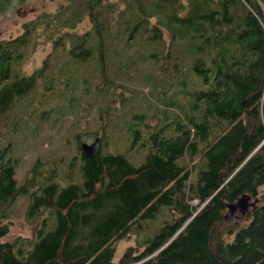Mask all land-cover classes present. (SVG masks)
Instances as JSON below:
<instances>
[{
	"label": "trees",
	"instance_id": "obj_1",
	"mask_svg": "<svg viewBox=\"0 0 264 264\" xmlns=\"http://www.w3.org/2000/svg\"><path fill=\"white\" fill-rule=\"evenodd\" d=\"M66 1L0 38V123L15 117L0 146V264H264V0ZM84 14L91 27L69 33ZM41 24L64 52L26 73ZM93 112L96 128L74 132ZM28 117L50 129L36 149L73 133L62 176L37 156L18 184L12 138ZM86 132L107 147L86 156ZM244 192L259 196L247 221L224 222ZM16 194L41 223L2 239Z\"/></svg>",
	"mask_w": 264,
	"mask_h": 264
},
{
	"label": "rangeland",
	"instance_id": "obj_2",
	"mask_svg": "<svg viewBox=\"0 0 264 264\" xmlns=\"http://www.w3.org/2000/svg\"><path fill=\"white\" fill-rule=\"evenodd\" d=\"M115 1L120 5L123 6L122 0H111ZM68 1L66 0H5L0 3V38H7L13 37L18 35L23 31V23H28L33 21L32 19L36 20L35 18L42 13L49 12L56 10L59 5H64ZM43 15H41L40 20L42 19ZM91 27V22L89 19L88 14H84L72 27H67V31L72 34L82 33L86 31L88 28ZM48 28L45 24H41L39 28H37L36 33L33 32V36L31 37L30 42L32 45L30 46L29 50L23 55V59L20 63V68L22 71L26 73H31L36 67L41 64V60L47 55V53L51 52L50 59L56 61V57L62 56L64 51H57L52 49L53 47V39L56 35V32L48 33ZM69 36H66V41L68 42L65 44L66 49L68 48L69 44ZM65 53L67 51L65 50ZM69 56V55H68ZM50 68V67H49ZM54 68H51L50 71H53ZM118 87L117 89H119ZM148 90V87H144ZM149 97L155 99V95L152 93H148ZM87 99L86 97H84ZM112 98V97H111ZM108 100V99H107ZM111 105V104H110ZM91 113V112H89ZM87 113L86 116L83 117L85 119L79 125H75L74 132H84V130L93 131L96 128L95 122V112L92 114ZM86 117V118H85ZM29 118V117H28ZM25 119V117H24ZM15 121V117H6L5 121L0 123V146L4 144V137L2 134L9 133L10 127L13 125ZM25 122V121H24ZM26 126L23 125L22 129H19L12 138L15 143L17 144L15 153L21 156V161L16 166V178L18 184L24 183L23 179L26 174L29 173V169L33 164V161L38 156L40 157V165L38 166L39 170L42 173L49 174L52 170H56L59 176H62L63 172V165L60 163H64L69 159V157L75 152L74 148V141L75 139L73 136L70 137V142L67 144H62L61 139H56L51 145H48L47 142L44 143L42 148L36 149L37 146H40L41 141L44 137L48 136L49 128L46 126L47 122H40L38 124L37 131H31V128L34 125L33 118H29L26 121ZM23 124V123H22ZM71 124L65 123V125L61 126V130H64L67 126ZM8 126V127H7ZM98 132V131H97ZM87 132L84 134V140L87 142H91L95 137L86 135ZM99 136V135H98ZM115 143H109V149L117 148L119 145L121 146V142L117 139H114ZM82 142V141H81ZM102 142V141H101ZM100 142V147L106 148V146H102L103 143ZM126 141H124V146ZM123 146V147H124ZM26 152L24 155L23 152ZM140 159H136L138 161ZM66 167V166H65ZM15 198H13L7 205L6 211L8 216L3 219L5 223H8V231L6 234L2 236V239H10L17 237L19 235L22 236H31L34 235L37 227L40 225L41 218H37L35 220L30 221L26 217V209L27 204L29 202V195L28 194H16ZM254 197L250 198L253 200ZM259 197V196H257ZM196 202V201H193ZM258 203V202H257ZM256 203V204H257ZM226 211V210H225ZM245 216V215H244ZM240 217L238 222H246L247 219L245 217ZM224 222H226L224 220ZM135 239V235H130L127 238H123L122 240L118 241V255L119 256L123 249L131 243Z\"/></svg>",
	"mask_w": 264,
	"mask_h": 264
},
{
	"label": "water",
	"instance_id": "obj_3",
	"mask_svg": "<svg viewBox=\"0 0 264 264\" xmlns=\"http://www.w3.org/2000/svg\"><path fill=\"white\" fill-rule=\"evenodd\" d=\"M100 136H96L91 142L82 141L81 149L86 156L95 155L100 149ZM249 193H242L234 201L226 203V211L223 214V218L227 223H237L240 217H243L248 210H253L256 207V203L259 198L254 197Z\"/></svg>",
	"mask_w": 264,
	"mask_h": 264
}]
</instances>
